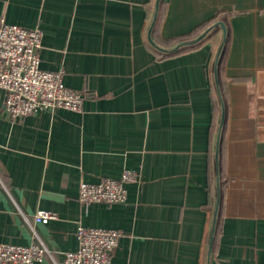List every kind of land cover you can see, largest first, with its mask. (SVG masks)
<instances>
[{
	"label": "crops",
	"instance_id": "crops-1",
	"mask_svg": "<svg viewBox=\"0 0 264 264\" xmlns=\"http://www.w3.org/2000/svg\"><path fill=\"white\" fill-rule=\"evenodd\" d=\"M156 4L0 0L7 24L41 30L40 68L83 95L79 112L10 120L0 89V244L61 264L83 226L122 231L111 264H264V0ZM125 170V203H79L82 181Z\"/></svg>",
	"mask_w": 264,
	"mask_h": 264
},
{
	"label": "built area",
	"instance_id": "built-area-1",
	"mask_svg": "<svg viewBox=\"0 0 264 264\" xmlns=\"http://www.w3.org/2000/svg\"><path fill=\"white\" fill-rule=\"evenodd\" d=\"M41 48L40 29L7 24L0 18V89L5 93L3 109L10 120L60 108L73 112L82 108V93L63 84L62 72L40 68ZM137 179L135 172L125 170L117 180L105 179L98 184L82 181L78 201L83 206L123 204L127 200L125 186ZM56 218V214L46 210L33 215V220L41 224ZM122 236L119 230L78 226V249L64 253L61 264H111ZM46 256L54 261L42 243L30 246L0 244V264H36ZM54 264L59 263L54 261Z\"/></svg>",
	"mask_w": 264,
	"mask_h": 264
},
{
	"label": "water",
	"instance_id": "water-1",
	"mask_svg": "<svg viewBox=\"0 0 264 264\" xmlns=\"http://www.w3.org/2000/svg\"><path fill=\"white\" fill-rule=\"evenodd\" d=\"M159 1H160V0H157L156 11H157L158 6H159ZM155 19H156V16H155ZM155 19H154V22H155ZM154 22H153V24H154ZM218 25L221 27V29H222V31H223L224 38H223V43H222V45L220 46V48L218 49V52H217V55H216V62H215L216 65H217V62H218V60H219V58H220V55L222 54V51H223V45H224L225 42H226V29H225V27H224V25H223L222 23H219ZM151 30H152V29L149 30V36H148V39H149L150 43H151L153 46H155V44L152 42L151 37H150ZM206 34H207V33H204L203 35H201L200 37H198L196 40L192 41V42L189 43V44H195V43H197V42L200 41V40H201ZM179 47H180V46H179ZM179 47H176L174 50H177ZM215 80H216V82H217V77H216V66H215ZM214 228H215V227H214V225H213V229H212V233H211V237H210V242H209V255H210V252H211V249H212V242H213ZM209 255H208V256H209ZM208 261H209V258H208Z\"/></svg>",
	"mask_w": 264,
	"mask_h": 264
}]
</instances>
